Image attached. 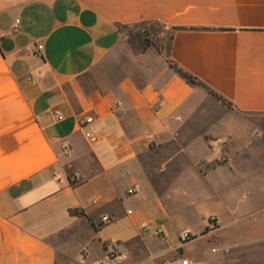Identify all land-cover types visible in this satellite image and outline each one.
Instances as JSON below:
<instances>
[{
  "label": "crops",
  "instance_id": "crops-1",
  "mask_svg": "<svg viewBox=\"0 0 264 264\" xmlns=\"http://www.w3.org/2000/svg\"><path fill=\"white\" fill-rule=\"evenodd\" d=\"M149 20L217 30L175 31L163 59L139 53L109 85L83 77L121 43L118 25ZM222 109L264 114V0H0V264H88L110 242L121 264L176 257L173 241L153 247L155 236L139 231L155 221L168 238L159 200L130 211L124 190L167 197L176 183L185 196L193 183L205 198H226L233 175L260 177V151L217 146L239 135ZM241 192L255 200L241 217L264 221V186ZM232 241L246 257L231 264H264V228Z\"/></svg>",
  "mask_w": 264,
  "mask_h": 264
},
{
  "label": "rangeland",
  "instance_id": "rangeland-1",
  "mask_svg": "<svg viewBox=\"0 0 264 264\" xmlns=\"http://www.w3.org/2000/svg\"><path fill=\"white\" fill-rule=\"evenodd\" d=\"M131 28L132 26L129 25L128 29ZM154 29V46L148 47L144 51H140L139 47L131 43L126 32L122 33L121 43L111 50L102 65L94 67L88 73L89 80L100 81L109 85L119 70L122 72L125 70L127 62L130 64V68L135 67L133 58L139 53H149L152 50L153 53H158L159 57L163 59L166 53V41L161 39V31L164 29L161 25L155 26ZM149 60L148 58L147 61ZM222 117L223 120H230L233 130L236 129L239 135L237 137L232 135L234 141L231 137H225L222 141L217 142V146L222 150L226 148L223 144L228 143H231L234 148L250 146L255 151H260L258 154L264 159V114L229 113L222 109ZM226 124L223 121V125L226 126ZM220 144L222 146H219ZM240 168L243 169L244 166L241 165ZM239 177L241 174L231 177L232 180L237 179L239 184L237 183V188L227 189L229 193L234 195L226 198L213 196L205 198L202 196L204 188L199 189L193 183L189 184L185 196L178 195V187L175 183L173 188L169 189L171 193L167 197L155 196L145 187L138 193L129 196L124 201V207L134 211L140 204L156 206L157 200H159L166 217L163 222L169 233L168 238L166 235L165 242L168 239L169 242L173 241L174 243L171 256L189 257L202 260L206 264H231L237 257H241V259L246 257V244L236 246L232 241L235 234H240L241 237L246 238L252 236L258 229L264 228V221H251V219L248 220V217H241L253 207L255 200L248 198L240 200L236 196L243 193L241 192L242 188L247 186L249 182L264 186V165L261 167L260 177L243 180ZM138 198L140 199L139 204ZM145 224L148 226L157 225L155 221ZM165 242H158L155 239L151 245L157 247L164 245ZM212 248L216 250L212 252Z\"/></svg>",
  "mask_w": 264,
  "mask_h": 264
},
{
  "label": "trees",
  "instance_id": "trees-1",
  "mask_svg": "<svg viewBox=\"0 0 264 264\" xmlns=\"http://www.w3.org/2000/svg\"><path fill=\"white\" fill-rule=\"evenodd\" d=\"M161 25L164 30L161 31V39L166 41L165 50H167V43L170 41L172 34L178 30H217V29H210L205 27H184V26H166L165 24L156 21V20H149V21H140L134 24H131V29H128L127 25H118L117 28L119 32L122 34L126 32V36L129 38L132 44H135L139 47L140 51H144L146 48L154 46V32L155 26ZM166 64L169 68H171L177 76L183 79L184 82L191 86H196L199 88L204 89L207 93H209L214 99L218 100L225 106L229 107L230 103L225 100L222 96L208 88L205 84H203L199 79L195 78L194 76L190 75L180 67H178L175 63L171 62L170 60L166 59ZM88 76L84 74L83 77ZM73 212V211H70Z\"/></svg>",
  "mask_w": 264,
  "mask_h": 264
},
{
  "label": "built area",
  "instance_id": "built-area-1",
  "mask_svg": "<svg viewBox=\"0 0 264 264\" xmlns=\"http://www.w3.org/2000/svg\"><path fill=\"white\" fill-rule=\"evenodd\" d=\"M35 48L38 54V51L42 48V44L38 43ZM160 103H161V100L160 99L157 100L152 106L153 110H157ZM53 116L55 117V119H61V115L59 114L57 110L53 111ZM92 119H93V116L90 114L83 118H80L78 122H79V125L82 126L88 122H91ZM87 139L89 142L95 141V138L92 135H87ZM219 146H222V144H220ZM65 149L67 150V148ZM78 177L79 176L77 174L73 175L74 180H77ZM139 191H140V188L137 185H132V186L125 188L124 193L126 195H133V194L138 193ZM94 202H95L94 199L90 200V203H94ZM100 219L101 221H104V222L108 221V218L106 216H101ZM139 231L140 232H150L153 236H155L158 242H165L166 240V233L162 226H159V225L148 226L147 224H142L139 227ZM183 236H185V234H183ZM215 250H216L215 248H212V252H214ZM125 259H126V256L123 252H120L118 244L116 242H110L109 244H107L105 256L100 259L92 260L88 264H121V262ZM159 264H206V263L202 260H195V259L184 257V256H176L174 258L165 259L161 261Z\"/></svg>",
  "mask_w": 264,
  "mask_h": 264
}]
</instances>
